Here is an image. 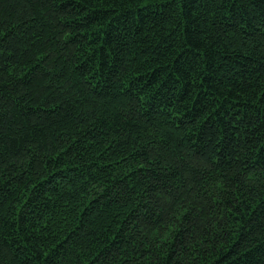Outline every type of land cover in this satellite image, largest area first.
Here are the masks:
<instances>
[{
  "label": "trees",
  "instance_id": "16d2710c",
  "mask_svg": "<svg viewBox=\"0 0 264 264\" xmlns=\"http://www.w3.org/2000/svg\"><path fill=\"white\" fill-rule=\"evenodd\" d=\"M0 264H264V0H0Z\"/></svg>",
  "mask_w": 264,
  "mask_h": 264
}]
</instances>
